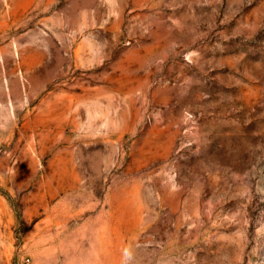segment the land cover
I'll return each instance as SVG.
<instances>
[{
	"label": "rangeland",
	"instance_id": "1",
	"mask_svg": "<svg viewBox=\"0 0 264 264\" xmlns=\"http://www.w3.org/2000/svg\"><path fill=\"white\" fill-rule=\"evenodd\" d=\"M0 264H264V0H0Z\"/></svg>",
	"mask_w": 264,
	"mask_h": 264
}]
</instances>
